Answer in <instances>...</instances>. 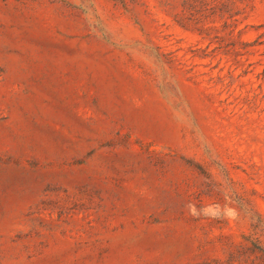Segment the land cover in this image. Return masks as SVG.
Returning <instances> with one entry per match:
<instances>
[{
  "label": "rangeland",
  "instance_id": "rangeland-1",
  "mask_svg": "<svg viewBox=\"0 0 264 264\" xmlns=\"http://www.w3.org/2000/svg\"><path fill=\"white\" fill-rule=\"evenodd\" d=\"M0 264H264V0H0Z\"/></svg>",
  "mask_w": 264,
  "mask_h": 264
},
{
  "label": "clouds",
  "instance_id": "clouds-1",
  "mask_svg": "<svg viewBox=\"0 0 264 264\" xmlns=\"http://www.w3.org/2000/svg\"><path fill=\"white\" fill-rule=\"evenodd\" d=\"M186 207L189 210V214L194 216V217L198 218L199 215H201V214L208 215L207 210H203V213H202L201 210H198L194 204H188V205H186Z\"/></svg>",
  "mask_w": 264,
  "mask_h": 264
}]
</instances>
